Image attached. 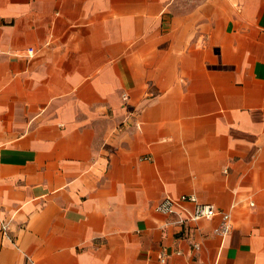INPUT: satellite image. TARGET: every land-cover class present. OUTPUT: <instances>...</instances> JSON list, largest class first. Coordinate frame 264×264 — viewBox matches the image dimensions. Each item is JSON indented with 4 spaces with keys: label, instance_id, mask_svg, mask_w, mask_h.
Segmentation results:
<instances>
[{
    "label": "crops",
    "instance_id": "1",
    "mask_svg": "<svg viewBox=\"0 0 264 264\" xmlns=\"http://www.w3.org/2000/svg\"><path fill=\"white\" fill-rule=\"evenodd\" d=\"M161 249L264 264V0H0V264Z\"/></svg>",
    "mask_w": 264,
    "mask_h": 264
},
{
    "label": "built area",
    "instance_id": "2",
    "mask_svg": "<svg viewBox=\"0 0 264 264\" xmlns=\"http://www.w3.org/2000/svg\"><path fill=\"white\" fill-rule=\"evenodd\" d=\"M178 199L187 200L192 202L193 209L191 212V218L197 219L201 217H210L216 213H218L221 217V222L218 227L214 229V231L219 234H225L229 231L230 222H229V214L223 212L221 210H217L213 205L207 203L198 202L196 196L194 194H181ZM175 205V199L165 195L154 205V210L161 214H169L173 211ZM2 229H5V225L2 224ZM157 260L159 264H165L166 254L161 249L156 254Z\"/></svg>",
    "mask_w": 264,
    "mask_h": 264
}]
</instances>
